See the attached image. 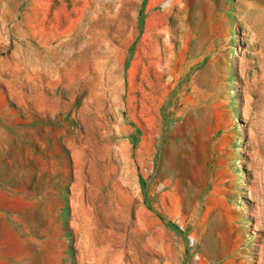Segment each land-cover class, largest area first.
Returning <instances> with one entry per match:
<instances>
[{
    "label": "rangeland",
    "instance_id": "374dc122",
    "mask_svg": "<svg viewBox=\"0 0 264 264\" xmlns=\"http://www.w3.org/2000/svg\"><path fill=\"white\" fill-rule=\"evenodd\" d=\"M0 264H264V0H0Z\"/></svg>",
    "mask_w": 264,
    "mask_h": 264
}]
</instances>
